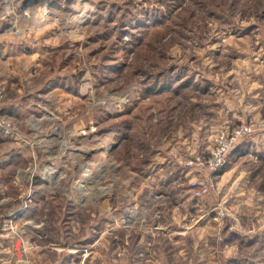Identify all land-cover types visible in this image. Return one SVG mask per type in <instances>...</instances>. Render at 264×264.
I'll return each mask as SVG.
<instances>
[{"label":"rangeland","instance_id":"obj_1","mask_svg":"<svg viewBox=\"0 0 264 264\" xmlns=\"http://www.w3.org/2000/svg\"><path fill=\"white\" fill-rule=\"evenodd\" d=\"M260 4L0 0L13 132L0 142V238L14 263L264 264V141L256 131L219 173L205 165L219 130L264 122ZM155 60L145 83L131 65ZM25 100V122L2 110ZM196 177L210 184L199 198Z\"/></svg>","mask_w":264,"mask_h":264},{"label":"built area","instance_id":"obj_2","mask_svg":"<svg viewBox=\"0 0 264 264\" xmlns=\"http://www.w3.org/2000/svg\"><path fill=\"white\" fill-rule=\"evenodd\" d=\"M1 115V112H0ZM5 118L0 117V133L3 137L12 136L13 132L10 128V124L5 122ZM258 127V129H255ZM257 131V132H256ZM255 132L260 135L264 141V122L256 121L250 123H244L240 127L233 128V130H219V132L214 136L212 140V148L209 151L210 160L205 163L211 174H216L221 172L226 164L228 155L233 152L237 147L242 145L245 141H253L252 137ZM202 160L200 157L197 158V161L187 164L188 166H193L194 163L198 166H203L201 163ZM204 167V166H203ZM200 177L194 178L196 181L193 182V188L196 190L195 196L202 197L210 192V184L207 180Z\"/></svg>","mask_w":264,"mask_h":264},{"label":"crops","instance_id":"obj_3","mask_svg":"<svg viewBox=\"0 0 264 264\" xmlns=\"http://www.w3.org/2000/svg\"><path fill=\"white\" fill-rule=\"evenodd\" d=\"M55 86H53V87H55ZM49 89H51V88H49ZM47 91L45 90V91H43V93L46 94ZM28 105L32 106L34 104H32L31 102L27 103L26 100L21 101L18 104L8 103V104L3 106L2 110H3V112L8 114L9 116H12L17 122L18 121H20V122L24 121L25 122V120L30 119V118H27L28 114L30 113V111L28 109ZM5 138L6 137H3L2 135H0V142L7 141V139H5ZM3 161L4 162H2V163L4 165H8L10 163L6 159H3ZM3 164H1L0 166L2 167ZM11 240L12 239L10 238V239L5 241V240H1V238H0V264H16V263H14V259L16 257V254L13 251L14 249L12 247V241ZM2 242H4V245H1Z\"/></svg>","mask_w":264,"mask_h":264},{"label":"clouds","instance_id":"obj_4","mask_svg":"<svg viewBox=\"0 0 264 264\" xmlns=\"http://www.w3.org/2000/svg\"><path fill=\"white\" fill-rule=\"evenodd\" d=\"M245 7L248 9L247 15H252L253 14V10H252V5L248 4L245 5ZM259 7L264 8V0H261V4L259 5ZM166 14L163 12H160L159 10H157L156 12V18L163 20L165 18ZM151 64V66H149V64H145V65H138L136 63H133L131 65V67L135 68V67H142L143 69V76L146 78L145 83H151L153 80L156 79V77L154 75H151L152 73L155 72V69L159 63L158 60L150 61L149 62ZM139 87H143V84H139ZM159 85L157 84L156 87H158ZM140 103V97L137 94H133L130 97H127V103L125 104V107H127L129 110L134 109L136 107V105Z\"/></svg>","mask_w":264,"mask_h":264}]
</instances>
